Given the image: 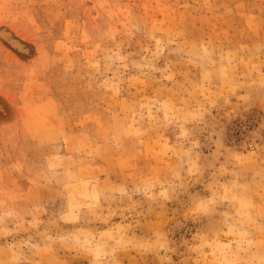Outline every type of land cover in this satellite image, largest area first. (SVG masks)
<instances>
[{
    "label": "rangeland",
    "instance_id": "1",
    "mask_svg": "<svg viewBox=\"0 0 264 264\" xmlns=\"http://www.w3.org/2000/svg\"><path fill=\"white\" fill-rule=\"evenodd\" d=\"M0 264H264V0H0Z\"/></svg>",
    "mask_w": 264,
    "mask_h": 264
}]
</instances>
